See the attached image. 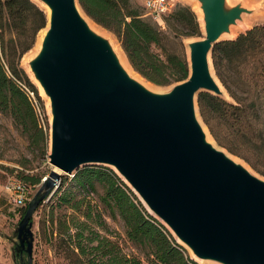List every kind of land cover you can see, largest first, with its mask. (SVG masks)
<instances>
[{"label": "water", "instance_id": "obj_1", "mask_svg": "<svg viewBox=\"0 0 264 264\" xmlns=\"http://www.w3.org/2000/svg\"><path fill=\"white\" fill-rule=\"evenodd\" d=\"M40 1L47 22L28 66L49 101L48 160L55 168L45 185H54L57 169L109 165L195 258L264 264V178L206 138L196 104L201 90L226 95L212 47L250 9L198 0L203 35L186 42L188 74L156 91L126 70L78 0ZM37 203L28 204L17 229L26 264L28 217Z\"/></svg>", "mask_w": 264, "mask_h": 264}, {"label": "trees", "instance_id": "obj_2", "mask_svg": "<svg viewBox=\"0 0 264 264\" xmlns=\"http://www.w3.org/2000/svg\"><path fill=\"white\" fill-rule=\"evenodd\" d=\"M78 3L87 16L115 34L129 63L146 79L164 84L187 76L183 39L201 35L199 20L187 4L175 3L161 27L143 17L145 12L134 0ZM46 22V12L35 0H0V110L9 113L35 145L45 143L48 133L29 91L33 92L41 114L44 104L19 60ZM211 59L226 95L199 91L198 113L220 146L264 176V23L253 24L235 37L216 42ZM19 175L30 183L39 180L28 173ZM71 179L85 191L95 190L96 185L102 187V208L112 217H120L126 237L141 247L150 264H214L201 263L190 256L113 167L85 164L73 172ZM61 204L71 207L73 213L58 217L54 226L52 204L48 220L50 238L66 251V256H72L69 248L78 264H143L140 257L124 252L116 240L101 235L94 227L92 223L108 230L103 217L93 221L94 211L85 194L78 197L73 190L64 188L55 203L56 207ZM27 206L21 207L23 213Z\"/></svg>", "mask_w": 264, "mask_h": 264}, {"label": "rangeland", "instance_id": "obj_3", "mask_svg": "<svg viewBox=\"0 0 264 264\" xmlns=\"http://www.w3.org/2000/svg\"><path fill=\"white\" fill-rule=\"evenodd\" d=\"M35 1L46 11L44 5L39 3L37 0ZM134 1L140 6L141 11L144 12L142 0ZM173 1L174 4H187L195 12L201 26V35L188 36L183 39L187 53L186 42L190 39L200 38L203 35L202 18L197 9V3L195 0ZM235 3L242 4L243 6L249 8L250 11L244 12L242 14L241 19L237 20L236 24H234L231 36H225L227 38L235 37L239 32L244 31L253 24L264 23V0H228L229 5ZM80 11L86 20L92 23L98 32L109 40L111 46L121 58L123 64L131 67L132 73L130 74L132 76L139 79L140 81L150 83L151 86H153L152 88L156 91H166L171 87L173 82L164 84L155 83L146 79L137 70H135L129 63L126 54L115 34L104 26H101L100 24L93 21L81 9ZM143 17L155 22L149 15L143 14ZM43 32L44 27L38 31L34 44L22 54L19 60V65L22 67L25 73H27L31 81L37 86L38 94L43 101L44 111L43 114H40V117L43 123L42 125L45 129H47L48 133L46 142H40L37 145L30 142L26 133L14 123L12 116L9 113H5L0 110V264H26L28 254L25 249L21 251L19 249L17 229L24 214L21 211V207L29 204L35 199H38V203L33 206V209L30 211V215L28 217L33 235L31 264H78L75 254L71 252V249L68 248L70 253H72V256L68 257L66 256V251L60 247H57L52 242V238H50V226L48 220L50 206L52 204L55 206L54 226H56V220L58 217H63L64 213L65 215L73 213V209L65 204H61L57 207L55 205L57 197L64 188L73 190V192L78 197L82 194H85L87 199L90 200L92 211H94L92 214L93 221H100L103 217L107 223V231L102 229V225L97 226L92 223L94 227L98 229L101 235L104 234L116 240L124 252L140 257L143 264H150L147 255L144 254L141 247L134 244L126 237L124 224L120 217L118 215L112 217L106 209L104 210L102 208V203L99 199V194L102 193V187L100 185H96L95 190H82L80 187L74 184V181H72L71 178L73 173H66L57 168L56 169L60 174L59 178L54 180V185L52 187L45 185V181L50 176V171L55 168V166L48 160L50 113L45 96L40 93L38 84L35 82L33 77H31L29 69H27L28 60L35 53L33 50L36 40ZM214 143L219 148L226 150L215 140ZM230 155L236 157L238 161L244 162V164L253 173L264 178V176L252 169L242 158L232 153H230ZM20 172L23 174L28 173L34 175L39 180L36 183H30L28 180H24L19 175ZM11 176L22 179L28 185L26 197L22 202H14L11 198L10 191L7 188L8 180ZM62 179H64L63 184H61ZM97 211L99 214L96 213ZM80 218H83V216H80ZM77 250V248H74V251ZM186 250L190 256L195 258L187 248ZM195 259L201 263L219 264L212 261H204L197 258Z\"/></svg>", "mask_w": 264, "mask_h": 264}, {"label": "built area", "instance_id": "obj_4", "mask_svg": "<svg viewBox=\"0 0 264 264\" xmlns=\"http://www.w3.org/2000/svg\"><path fill=\"white\" fill-rule=\"evenodd\" d=\"M142 6L144 14L149 15L158 25L165 26V16L172 10L174 6L173 0H142ZM29 95L32 98L36 110L40 115V109L36 103L34 94L29 91ZM7 188L10 191L11 198L14 202H22L28 191V185L22 179L15 176L9 177Z\"/></svg>", "mask_w": 264, "mask_h": 264}, {"label": "bare ground", "instance_id": "obj_5", "mask_svg": "<svg viewBox=\"0 0 264 264\" xmlns=\"http://www.w3.org/2000/svg\"><path fill=\"white\" fill-rule=\"evenodd\" d=\"M37 1H38L39 3H41L42 5H44V6H45V9H46V12H48V7H47L43 2L40 1V0H37ZM195 1H196V3H197V9H198V11H199V14H200V16H201V18H202V11H201V8H200V4H199L198 0H195ZM88 24H89V26H90L93 30L98 31V30L93 26L92 23L88 22ZM233 27H234V24L230 26V31H229V33H224V34L222 35V37H225V36H227V35L231 36V33L233 32ZM41 37H42V34H40V36H39V37L37 38V40H36V43H35V46H34V50H33L34 52H35V51L39 48V46H40ZM118 58H119L120 62L122 63V65H124V66L126 67V70H127L129 73H132V69H131V67H130V66H126L125 64H123V62H122V60H121V58H120L119 56H118ZM27 69H29V71H30V68H29L28 65H27ZM30 75H31V77H33V73H32V71H30ZM33 79H34V77H33ZM34 80H35V79H34ZM35 82H37V81L35 80ZM142 82H143L147 87L153 89V88H152L153 86H151L150 83L145 82V81H142ZM38 86H39V85H38ZM39 89H40V93H42V94L45 96V99H46V102H47V105H48V108H49L48 97L44 94V92H43V90H42V88H41L40 86H39ZM204 130H205V132H206V138H207L208 140L214 142L212 136H211L210 133L207 131V129H206L205 126H204ZM214 144H215V143H214ZM231 156H232L234 159L237 160L236 157H234L233 155H231Z\"/></svg>", "mask_w": 264, "mask_h": 264}]
</instances>
